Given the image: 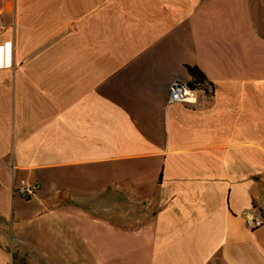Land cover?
<instances>
[{
  "label": "crops",
  "instance_id": "obj_1",
  "mask_svg": "<svg viewBox=\"0 0 264 264\" xmlns=\"http://www.w3.org/2000/svg\"><path fill=\"white\" fill-rule=\"evenodd\" d=\"M0 11V264H264V0Z\"/></svg>",
  "mask_w": 264,
  "mask_h": 264
},
{
  "label": "built area",
  "instance_id": "obj_2",
  "mask_svg": "<svg viewBox=\"0 0 264 264\" xmlns=\"http://www.w3.org/2000/svg\"><path fill=\"white\" fill-rule=\"evenodd\" d=\"M5 31V26L2 21V12L0 11V37L3 35ZM9 57V53L5 52L0 47V68H4L7 66V60ZM188 86L181 82V80H175L173 81L169 88H168V102H190L187 96V89ZM176 93L179 95V97H175ZM213 93V91H212ZM212 93L209 95V97L212 96ZM207 97V98H209ZM193 101L195 102L196 99L193 98ZM40 189L39 183H32L28 182L26 180H20L16 187L12 188V192L18 194L21 198L28 200L32 198ZM246 226L249 229H254L259 227L260 225L264 224V218L261 216H255L254 214L246 213Z\"/></svg>",
  "mask_w": 264,
  "mask_h": 264
},
{
  "label": "trees",
  "instance_id": "obj_3",
  "mask_svg": "<svg viewBox=\"0 0 264 264\" xmlns=\"http://www.w3.org/2000/svg\"><path fill=\"white\" fill-rule=\"evenodd\" d=\"M184 69L189 75V80H181L186 85L190 84L191 88L197 91H204L207 95L211 94L213 91V86L211 82H209L204 74L196 67L191 65H184Z\"/></svg>",
  "mask_w": 264,
  "mask_h": 264
},
{
  "label": "rangeland",
  "instance_id": "obj_4",
  "mask_svg": "<svg viewBox=\"0 0 264 264\" xmlns=\"http://www.w3.org/2000/svg\"><path fill=\"white\" fill-rule=\"evenodd\" d=\"M8 20H9V18H8ZM198 27H199V26H195V29L193 28L192 31H191V34H193L192 37H193V38H196V39H197V30H198ZM207 31H208V30H206V33H207ZM185 80H189V78H186ZM181 82H182V81H181ZM182 83H183V82H182ZM184 84H185V83H184ZM186 90H187V95H188L189 98H190V101H193V98H194V99H197V96H198V95L205 96V97L207 98V96H206L205 94L200 93V92H198L197 90H195V89H193V88H189V87H188ZM100 218H101V216H100Z\"/></svg>",
  "mask_w": 264,
  "mask_h": 264
},
{
  "label": "bare ground",
  "instance_id": "obj_5",
  "mask_svg": "<svg viewBox=\"0 0 264 264\" xmlns=\"http://www.w3.org/2000/svg\"><path fill=\"white\" fill-rule=\"evenodd\" d=\"M198 92L205 94L207 97L210 95V94L207 95V94H206L207 92L205 93L204 91H198ZM187 96H188V95H187ZM175 97L178 98L179 95L176 93ZM188 98H189V96H188ZM188 100L190 101V98H189Z\"/></svg>",
  "mask_w": 264,
  "mask_h": 264
},
{
  "label": "water",
  "instance_id": "obj_6",
  "mask_svg": "<svg viewBox=\"0 0 264 264\" xmlns=\"http://www.w3.org/2000/svg\"><path fill=\"white\" fill-rule=\"evenodd\" d=\"M187 86H188L189 88H191V85H190V84H188Z\"/></svg>",
  "mask_w": 264,
  "mask_h": 264
}]
</instances>
